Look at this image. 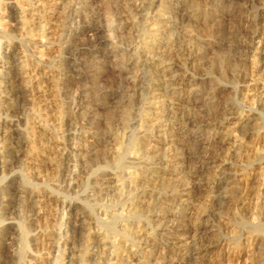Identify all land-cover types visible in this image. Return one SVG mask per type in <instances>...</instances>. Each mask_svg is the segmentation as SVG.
I'll return each mask as SVG.
<instances>
[{
  "label": "bare ground",
  "instance_id": "6f19581e",
  "mask_svg": "<svg viewBox=\"0 0 264 264\" xmlns=\"http://www.w3.org/2000/svg\"><path fill=\"white\" fill-rule=\"evenodd\" d=\"M226 2H234L237 11L231 12L228 8L220 11L215 0H95L98 7L107 9L103 17L105 24L85 23L86 32L71 35L69 27L79 6L87 4L85 0L12 1L18 8L16 30L37 41L35 58L41 66L31 69L30 58L21 54L14 55L10 62L16 76L8 80L0 106L13 111L16 98L27 99L31 108L26 122L31 129L23 133L16 123H7L1 137L5 147L1 170L33 168L38 171L60 165L58 157L63 151L58 136L66 112L58 98V75L69 37L78 39L85 34L96 50L109 43L116 60L115 71L127 82L122 92L116 95L112 91L115 96L107 103L108 112L114 114L103 117L86 98L87 62L75 57V53L90 51L89 44L75 46L74 57H68L70 69L76 74L70 77L72 86H68L73 100L69 121L77 140L70 147L73 169L70 164L72 170L68 176L65 174L67 185L73 187L79 182L76 167L80 165L89 171L101 167L135 169L130 173L131 203L125 215L131 218L130 222L119 225L113 221V214L112 221L97 233L96 251L89 249L86 214L74 215L83 249L73 247V256L77 258L73 264H91L88 260L91 256L94 264L101 261L106 264H224L227 258L220 255L224 239L219 224L229 225L236 219V224L243 228L242 213L251 210V201L258 199L264 205V155H257L247 163L257 173H253L247 185L242 182L246 167L242 139H255L260 134L264 115V0ZM93 12L87 14V19L95 23L101 17ZM202 26L236 32L237 46L227 39L217 42L221 50L211 48L216 41L213 42L212 32L201 29ZM99 32L104 33L103 39L96 38ZM234 48L237 70L230 75L229 62ZM217 63L224 70L219 78L213 74ZM138 64L147 74L146 89L142 86ZM209 81L214 83L205 89ZM238 89L242 100L257 103L254 112L247 115L239 112L233 96ZM134 112L137 125L134 139L125 147L123 133ZM102 118L107 129L99 133L96 131L101 128ZM14 151L17 158L11 161ZM37 173L40 176L43 172ZM48 194L29 193L22 188L15 193L14 212L20 215L29 207L27 220L37 232L45 228L43 223L52 213ZM99 195H111L114 201L121 199L122 178L114 173L105 175ZM210 202L218 204L216 222L210 220L213 214L205 212ZM3 205L6 207V200ZM63 216L57 219L59 225L65 221ZM258 231L264 234V226ZM52 237L36 238L35 264H45L52 253L63 256L64 252ZM14 241L10 238L7 244L8 264L16 263ZM61 260L56 259L53 264H65Z\"/></svg>",
  "mask_w": 264,
  "mask_h": 264
},
{
  "label": "rangeland",
  "instance_id": "374dc122",
  "mask_svg": "<svg viewBox=\"0 0 264 264\" xmlns=\"http://www.w3.org/2000/svg\"><path fill=\"white\" fill-rule=\"evenodd\" d=\"M12 1L13 0H0V9H1L0 10V102L2 100V97L5 95V91L7 90V87L9 84L8 80L14 79L16 76V71L11 68V64H10L14 55L21 54L28 59L30 58L29 61L31 63V66H30L31 69H32V67L38 68L39 66H41L40 63L35 58V52L39 47L37 41L33 38H28L26 36L24 37L21 33H19V31L16 30L15 25L17 24L16 22H17V17H18V8L16 7V5H14L12 3ZM85 2L87 4L82 3L79 6L80 8H78V10H77V12H78L77 16L74 17L73 24H71V27H69V30H70L69 33H71V35H73V33L75 34L76 32H81V33L86 32L88 26L85 27V23L97 24L98 26L105 24V20L103 19V17H105L106 13H107L106 7L105 6L98 7L97 4L95 3V0H88V1L85 0ZM215 3L217 5V8L220 11H223L227 8H228L227 10H230L231 12L237 11V8H236L237 5H235L234 2L229 4L226 2V0H224V1L223 0H215ZM233 4H234V6H233ZM93 11H95V13L101 17L98 20H96L95 23L88 20L89 19L88 16L91 15L92 13L94 14ZM87 14H89V15H87ZM14 23H15V25H14ZM11 27H13V28H11ZM203 28H204V30H209V32L211 31L212 36L214 37L213 42L216 41V43L212 44L213 47H211V48H213V49L215 48V50L216 49L221 50L220 45L218 43L222 42L221 40H227V39L229 41H231L235 46H237L238 36H237L236 32L233 31L231 33H227L223 30H220L217 27H214V28L213 27H210V28L206 27L205 28V26H202L201 29H203ZM86 37L87 36H85V34H82L78 39H76L75 37H69L68 41H67L69 44L67 46V51L69 53H67V51H66L64 58L60 62V67H59L60 70H59V75H58V80H59L58 98L60 100V103L65 105V106L63 105V108L65 107L64 111L66 112V115H65L66 118H64V123L61 127L60 134L58 136L59 141L61 143V150L63 151L62 152L63 156L61 155L58 157V161H60V165L53 167V168H47L46 166H42V167H46V168H40V169H38V171L36 169H33V168H30V169L19 168V169H16L14 172H8V171L5 172V171H3V169L1 170V164H0V264H8L6 261V258L8 256H10V251L7 248V244L10 242V238H13L15 240L14 243H16V244H14V250H13L14 251V258L16 257L15 258L16 259L15 264H20V263L21 264H35L36 261L34 262V259L36 260V256H37L36 238H39L41 240L42 237L43 238L52 237V234H53L52 239L56 240V243L58 244L60 249L64 252V254H63V256H61L59 253H52L51 255L47 256V258H46L47 263L45 262V264H53L56 259H58V260L62 259L61 261H63L65 264H69V263L73 264V262L77 259L76 256L75 257L73 256V255H75L73 247L75 246V247H77V249H80V250L83 249L81 242H80V239H79L80 238L79 237L80 231H78L79 229L77 227H75V223L73 221L78 216V214H80L82 212H84L86 214V217H85L86 224H89L88 225V228H89L88 235H89V243H90L89 249L91 251L97 250V233L102 231V229H104L106 223L108 224L110 221H112V217L114 215H115V217L113 218V221L115 220L116 223L119 225L120 224L121 225L126 224V223L130 222L131 218H129L125 215H126L127 209L130 206V203H131L130 193H129L130 189L129 188L131 185L130 173H132L135 170V169H133V167L125 166L123 168H119L116 170L115 169L114 170L109 169L106 167H101V168H93L92 170L89 171L80 165V166L76 167V170H77L76 172L78 173V176L80 175L78 177L80 180L77 178L79 180V182H77L78 185L76 184L73 187H70L67 185L66 175L68 176V173H69L71 167L73 169V166H72V164H73L72 163L73 153H72L70 147H71V144H73L77 140L76 131L69 121V118L73 114V110H72V101L73 100H72V92L70 90L71 89L70 86H72V83L69 80H71V78H72L71 76L76 75V74L74 72H72L73 71L72 68L70 69L71 62H70V59L68 57H74L73 56L74 52H75L74 47L77 45H80L83 42L84 43L87 42L89 44L88 48L91 49L90 51L88 50L86 52L75 53V57L76 58L78 57V59L80 58V61L85 60L84 62H87L86 63V70H87V80L86 81L88 82L87 84H88L89 88L87 87V89H89V90L87 92L86 98L88 99L90 104L94 107L96 112L97 113L100 112L99 115H101L103 117L104 116L107 117V116L114 114L113 111H109L110 113L108 112V108H107L108 104L107 103L112 101V98L115 96L114 95L115 93L117 95L118 93L122 92L127 87V82L115 71V68L113 66V64H115L116 60H115V57L113 56L114 54L112 53V46L109 43L108 44L106 43L96 50V49L91 47L92 43L90 44V41ZM103 37H104V33H102V32H99L96 36V38H98V39H103ZM204 47L206 48L207 45H204ZM235 50H236V48H234V50H232V52H231V60L229 62L230 64H229V69H228L230 75L235 74L236 70H237V61L235 60V58H236L235 56H237V54H236L237 50H236V52H235ZM11 53H13V55ZM66 54H68V55H66ZM76 54H77V56H76ZM99 61H100V63H98ZM33 63H35L36 66ZM219 65H220V63L216 64V66L214 68V72H213V74L216 78H219L224 71L222 65H220V66ZM138 67H141L140 64L137 65V68ZM138 70H140L141 79H142L141 80L142 86H144L146 89V86H147V76L146 75L147 74H145L146 72L144 71V69L142 67L138 68ZM143 74H144V76H143ZM262 76L264 77V73ZM230 80H231V82L233 81L232 78ZM69 82H70V84H69ZM213 83H214V81H211V82L209 81L208 83H206L204 88L205 87H206L205 89L209 88ZM68 85H70V86H68ZM112 91H115V93H113ZM233 96H234V101H235L234 103L242 115H247L249 113L254 112L255 109H257V103H254V102L249 103V102L244 101L240 98L239 89L235 91ZM80 97H81V95H80ZM79 98L77 99L78 101H79ZM30 103L31 102H29L27 99L23 100V98L21 99L19 97V98L15 99V109L13 111H7L6 108H3L0 106V160H1L2 154L4 153V148H5L4 142L2 139L3 138L2 132H4L5 126L10 124V123H16L19 127V130L23 133L26 132L28 129H31L29 124H27V122H26V119L30 117V115L28 114L29 109L31 108ZM28 104H30V105H28ZM99 108H101V109H99ZM4 109H5V111H4ZM20 110L22 111V113ZM103 120H102V124L100 126L101 128H99L100 130H97L96 132L102 133V132L106 131V129H107L106 123H105V120H104V122H103ZM127 122H128V124H127L128 128L123 133L124 137L122 136L124 138L123 144L125 145V147H129L131 142L134 139V132H135L136 126H137L135 123V112L132 113L131 117L129 118V120ZM104 128H105V130H104ZM199 132H201V131H199ZM242 144L244 145L245 155H246L244 157V162H243L244 166H246V167H244V174L245 175H243V177H242V182L245 185H247L248 180L251 179L257 173L255 168L247 166V163L253 161V159L257 155H264V145H263L264 144V115L262 118V129L260 131V134L255 139L243 138ZM196 150H197V148H196ZM246 152H248V153L246 154ZM12 154H13V152H12ZM12 154L10 156V160L15 161L17 158L16 151H14L13 155ZM12 158L15 160H13ZM68 161H69V163H68ZM70 164H71V167H70ZM66 168H68V171ZM43 169H45V172L43 171ZM81 170H83V171H81ZM54 171L57 174H54L55 173ZM31 172H33V173H31ZM37 172H39V173L43 172V173L40 174V176H39V174ZM51 173H52V176H51ZM110 173H114V174H116L122 178L124 195L119 200L114 201V198L111 195H104V196L99 195L100 182H101L102 178L105 177V175L107 176ZM119 173L122 175H120ZM253 173H254V175H253ZM43 174H45L46 176ZM31 176L33 177V179ZM101 176H103V177L101 178ZM43 177H45V179ZM30 185H32V186H30ZM20 188L27 190L29 193L42 192V193H46V194L49 193L48 195L51 196V199L49 202V209L52 211V213L44 221L43 225H46V226L44 229L41 230V232L35 231L34 226H32L33 225L32 222L27 220L28 214H29L28 210H30L29 207L26 209L27 211H25V213L20 214L21 216L19 215V213H16L13 210L14 206H16L15 193ZM41 188H44V190H42ZM71 188H73V189H71ZM96 190H98V193L96 192ZM5 195H6L7 199H6ZM94 196H97V197H94ZM97 199H99V200H97ZM111 199H112V201H111ZM4 200H6V207L3 205ZM101 200H102V202H101ZM7 201L9 203H7ZM128 204H129V206H128ZM251 204H252L251 210L244 211V213H242V218H243L242 223L244 226L243 228H241V226L236 224V222H237L236 219H233L229 223V225H225L226 228L224 226V223L219 224L221 227V235L224 239V245H223L222 249L220 250V255L222 257L227 258V260L225 261L224 264H264V234H262L261 232L258 231V229L260 227L264 226V205L260 204L258 202V199L252 200ZM68 205L70 207H68ZM217 205L218 204L216 202H210V203H208V205L205 206V212L206 213L209 212L208 214H213V216H211L212 219H210V220L214 219L213 221H215V222H216V217L218 214ZM208 206H209V209L207 208ZM215 206H216V208H215ZM65 207H66V209H65ZM80 208H82V209H80ZM64 211H65V213H64ZM59 212H61V213H59ZM72 212H74V214ZM215 213H216V215H214ZM23 214H25V215H23ZM61 215H64L63 219L65 218L64 219L65 221H64V223L59 225L57 223V219H59ZM109 216L111 217V220L109 219L110 218ZM124 216H125V218H123ZM20 217H22V219ZM47 220L52 221L51 222L52 224L50 223V221L48 222ZM98 223H100V224H98ZM25 225H27V226H25ZM28 226H30V228H28ZM256 228H258V229H256ZM30 229H33V231L31 232ZM227 229H228V231H227ZM246 229H248V230H246ZM32 241H34L35 243ZM25 243H26V245H25ZM248 246H250V247H248ZM17 249H18V251H17ZM7 250H8V252H7ZM69 250H71V251H69ZM53 255H54V257H53ZM59 256H61V257H59ZM49 259H50V262L48 261ZM11 260H12V258H11ZM88 260L91 262V264H94L92 256L89 257ZM252 260H253V262H252ZM100 264H106V263H105V261H101Z\"/></svg>",
  "mask_w": 264,
  "mask_h": 264
}]
</instances>
